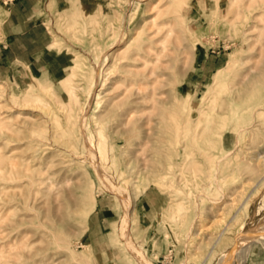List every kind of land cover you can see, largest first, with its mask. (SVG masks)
Masks as SVG:
<instances>
[{"label": "rangeland", "instance_id": "rangeland-1", "mask_svg": "<svg viewBox=\"0 0 264 264\" xmlns=\"http://www.w3.org/2000/svg\"><path fill=\"white\" fill-rule=\"evenodd\" d=\"M13 2L0 0V49ZM35 6L50 45L30 65L17 49L0 57V264H264V0ZM229 60L227 83L210 90ZM97 167L131 198V244L126 204ZM11 168L59 196L19 203ZM147 193L160 198L143 216Z\"/></svg>", "mask_w": 264, "mask_h": 264}, {"label": "bare ground", "instance_id": "bare-ground-1", "mask_svg": "<svg viewBox=\"0 0 264 264\" xmlns=\"http://www.w3.org/2000/svg\"><path fill=\"white\" fill-rule=\"evenodd\" d=\"M153 4V3H152ZM163 24H166V23H163ZM167 24L169 25V30H168V33L169 32H173L174 31V26H176V24H174V22L173 21H169V22H167ZM254 24V23H253ZM149 26V25H148ZM256 26V25H255ZM144 27V26H143ZM256 28V27H255ZM252 29H254V28H252ZM111 30V29H110ZM159 30V29H158ZM143 34V33H142ZM109 35H111V34H109ZM161 35H163V34H161ZM251 36V35H250ZM252 36H254V34L252 35ZM122 34H118V35H116L115 36V38H113V40H111L110 42H109V45H110V48L111 49H113V48H115L119 43H120V41L122 40ZM157 37V36H156ZM160 37V36H159ZM163 37L164 36H162L161 38H162V42L164 41V39H163ZM155 38V37H154ZM154 38H152V39H154ZM152 39H150V40H152ZM160 39L158 38V41H159ZM124 41V40H123ZM157 42V41H156ZM160 42H161V40H160ZM165 42V41H164ZM150 43V42H149ZM158 43V42H157ZM252 43V42H251ZM151 44V43H150ZM242 44V43H241ZM246 44V46H248L247 45V43H245ZM119 45H121V44H119ZM149 44H147V46H148ZM244 45V44H243ZM253 45V44H252ZM128 46V45H127ZM147 46H145V48L147 49ZM151 46H152V44H151ZM151 46H149V47H151ZM155 46V45H154ZM153 46V47H154ZM251 46V45H250ZM109 48V49H110ZM139 49V48H138ZM143 49V48H142ZM151 49H153V48H151ZM157 49V48H156ZM161 49V51H162V47L160 48ZM148 50V49H147ZM155 50V49H154ZM153 50V51H154ZM159 50V49H158ZM111 51V50H110ZM158 51L156 50V54L158 55V53H160V50H159V52L157 53ZM118 54V53H117ZM119 54H120V57H124V56H122V55H124V53L123 52H119ZM156 55V56H157ZM108 55L106 54V57H107ZM141 58V57H140ZM156 58H159L158 56L156 57ZM150 60V59H149ZM153 60V59H152ZM147 63H148V61H146V64H145V66H147ZM110 67V66H109ZM235 67V61H233V60H229V62H228V64L226 65V66H221V67H219L218 68V70H217V72L214 74V75H212V76H210V84H209V89L210 90H215L216 88H217V86H221V85H225L227 82H225V80H224V76L228 73V71L230 70H232L233 68ZM251 68H253V67H251ZM251 68L250 69H247V70H245L244 72H243V76H242V80H245L246 78H248V76L250 75V73H251ZM149 73L150 72H141V73H137L138 75H140V76H142L141 78H137L136 77V79L137 80H140V81H142V83H141V87L144 85V86H148L147 85V82H148V80H149ZM153 74V73H152ZM241 80V79H240ZM96 81V80H95ZM103 82V81H102ZM240 82V81H239ZM92 83H93V81H92ZM91 83V84H92ZM132 83H133V81H132ZM102 84V83H101ZM93 85V84H92ZM91 85V86H92ZM103 85H105L104 83H103ZM140 87V88H141ZM137 88H138V84H137ZM136 88V89H137ZM136 91V90H135ZM143 91V90H142ZM144 91H146V92H148V90H145L144 89ZM131 93H132V91H131ZM145 94H147V93H145ZM97 103H99V100L97 101ZM131 111H129V113H130ZM192 119V118H191ZM244 128V127H243ZM91 143V142H90ZM90 145H92V143L90 144ZM92 153V152H91ZM96 155V154H95ZM90 156H91V154H90ZM223 156V155H222ZM29 158V157H28ZM97 160V159H96ZM27 161V160H26ZM218 162V161H217ZM96 164V163H95ZM98 168V170H99V172H100V174L102 175V179H104L103 180V182H104V184L107 186V188H109V190L110 191H112V192H116V193H118V194H120L121 196H122V200H123V202L126 204V220H125V224H124V236L126 237V240L128 241V243L129 244H131V235H130V233H129V222H130V214H131V208H132V201H131V198H130V196L128 195V192L126 191V190H123V189H121L120 187H118L116 184H114L113 183V181H112V179H110L108 176H106V174L104 175V171H103V169L101 168V167H97ZM44 170V169H43ZM8 171V170H7ZM21 170H19L18 171V169H17V171H15V169H9V172L12 174V176L11 177H9L8 176V174H3L2 176H4V178L6 179V180H9V182H11V183H15V184H13V185H6V188H8V187H11V188H23V187H25V190H26V192L22 195V197H21V199L19 200V203H21V204H25L27 207H34V208H36V206L35 205H33L32 203H33V201H34V203H35V201L36 200H38L40 197V193H43V194H46V192L47 191H49L50 193H54V195H55V197H58L59 196V194H60V192H61V190H59L57 187H58V185H56L57 187L55 188L56 190H53L52 189V187H53V182L52 181H50V183L48 184V185H46V186H44V184L46 183L45 182V179H36V178H34L30 173H24V172H20ZM26 171V170H25ZM9 172H6V173H9ZM42 172V171H41ZM51 175V174H50ZM110 175V174H109ZM49 177H51V176H49ZM50 179V178H49ZM114 180V179H113ZM55 186V185H54ZM146 186H147V184H145V185H143L142 187H141V190L143 191L145 188H146ZM5 198L8 200L10 197H8L7 195L5 196ZM243 204H244V202H243ZM62 205V204H61ZM60 205H58V207H59ZM59 212V211H58ZM264 225L262 226V227H260L259 229H258V231H256V232H258V233H260V234H264ZM254 233H255V231H252V232H249L248 234H244V235H238L237 236V240H238V242L240 243V244H238V246H237V248H238V250L239 249H241V246H242V242H244V241H247V240H249L250 239V237H252L253 235H254ZM257 233V234H258ZM132 248H133V250H134V252L137 254V255H139V253H140V251H139V249L137 248V247H135L134 248V246H132ZM236 251H237V249H236ZM141 257V256H140ZM141 259H142V261H143V264H152L151 263V261L150 260H148L147 258H142L141 257ZM232 263V258L230 259V257L228 256L226 259H225V261H223V264H231Z\"/></svg>", "mask_w": 264, "mask_h": 264}, {"label": "crops", "instance_id": "crops-1", "mask_svg": "<svg viewBox=\"0 0 264 264\" xmlns=\"http://www.w3.org/2000/svg\"><path fill=\"white\" fill-rule=\"evenodd\" d=\"M37 0H15L10 6L9 14L6 18L7 29V44L4 48L0 49V57H6L5 54L12 51L17 55L15 61L30 65L31 58L36 53L50 45L51 40H41L39 36V29L36 25L35 16L39 13L36 9L35 3ZM37 18V17H36ZM46 34L48 33L45 31ZM21 47V49H19ZM3 55V56H2ZM157 193L150 195H143L138 200L134 209H141L137 214L145 216L147 211L145 209H156L157 200L159 199ZM145 210V211H144Z\"/></svg>", "mask_w": 264, "mask_h": 264}]
</instances>
